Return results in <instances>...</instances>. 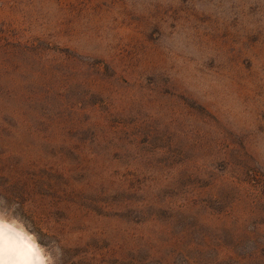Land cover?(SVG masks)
I'll use <instances>...</instances> for the list:
<instances>
[{"label": "rangeland", "instance_id": "374dc122", "mask_svg": "<svg viewBox=\"0 0 264 264\" xmlns=\"http://www.w3.org/2000/svg\"><path fill=\"white\" fill-rule=\"evenodd\" d=\"M0 221L45 264H264V0H0Z\"/></svg>", "mask_w": 264, "mask_h": 264}, {"label": "clouds", "instance_id": "9594fccd", "mask_svg": "<svg viewBox=\"0 0 264 264\" xmlns=\"http://www.w3.org/2000/svg\"><path fill=\"white\" fill-rule=\"evenodd\" d=\"M8 225L0 221V250H2V256L5 258V264H45V260L42 258L41 254L38 251L24 249L23 251H18L17 255L13 256L10 253L16 251V249H11L5 247L3 243L4 239V230Z\"/></svg>", "mask_w": 264, "mask_h": 264}, {"label": "bare ground", "instance_id": "6f19581e", "mask_svg": "<svg viewBox=\"0 0 264 264\" xmlns=\"http://www.w3.org/2000/svg\"><path fill=\"white\" fill-rule=\"evenodd\" d=\"M3 243L5 247L16 249V251L10 253L13 256L17 255L18 251H23L24 249L38 251L34 242H32L23 232L10 225L4 230ZM0 264H5V258L3 256L0 257ZM9 264H11V261H9ZM21 264H23V262H21Z\"/></svg>", "mask_w": 264, "mask_h": 264}, {"label": "snow or ice", "instance_id": "6c2138e0", "mask_svg": "<svg viewBox=\"0 0 264 264\" xmlns=\"http://www.w3.org/2000/svg\"><path fill=\"white\" fill-rule=\"evenodd\" d=\"M0 257H2V250H0Z\"/></svg>", "mask_w": 264, "mask_h": 264}]
</instances>
